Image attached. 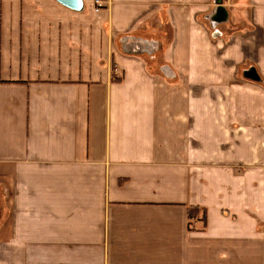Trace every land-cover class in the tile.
<instances>
[{
	"label": "crops",
	"instance_id": "obj_1",
	"mask_svg": "<svg viewBox=\"0 0 264 264\" xmlns=\"http://www.w3.org/2000/svg\"><path fill=\"white\" fill-rule=\"evenodd\" d=\"M101 1L0 0V264H264V0Z\"/></svg>",
	"mask_w": 264,
	"mask_h": 264
},
{
	"label": "water",
	"instance_id": "obj_2",
	"mask_svg": "<svg viewBox=\"0 0 264 264\" xmlns=\"http://www.w3.org/2000/svg\"><path fill=\"white\" fill-rule=\"evenodd\" d=\"M59 3L73 9V10H80L82 8V0H56ZM250 77H256V75Z\"/></svg>",
	"mask_w": 264,
	"mask_h": 264
},
{
	"label": "built area",
	"instance_id": "obj_3",
	"mask_svg": "<svg viewBox=\"0 0 264 264\" xmlns=\"http://www.w3.org/2000/svg\"><path fill=\"white\" fill-rule=\"evenodd\" d=\"M93 4H94V10L98 11L99 8L102 7V1L101 0H93Z\"/></svg>",
	"mask_w": 264,
	"mask_h": 264
}]
</instances>
